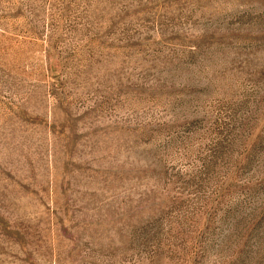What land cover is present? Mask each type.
Listing matches in <instances>:
<instances>
[{"label": "rangeland", "instance_id": "rangeland-1", "mask_svg": "<svg viewBox=\"0 0 264 264\" xmlns=\"http://www.w3.org/2000/svg\"><path fill=\"white\" fill-rule=\"evenodd\" d=\"M0 264H264V0H0Z\"/></svg>", "mask_w": 264, "mask_h": 264}]
</instances>
